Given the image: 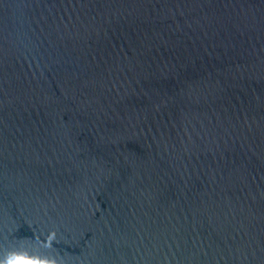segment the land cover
Returning <instances> with one entry per match:
<instances>
[{
    "label": "water",
    "instance_id": "obj_1",
    "mask_svg": "<svg viewBox=\"0 0 264 264\" xmlns=\"http://www.w3.org/2000/svg\"><path fill=\"white\" fill-rule=\"evenodd\" d=\"M0 264H264V0H0Z\"/></svg>",
    "mask_w": 264,
    "mask_h": 264
}]
</instances>
